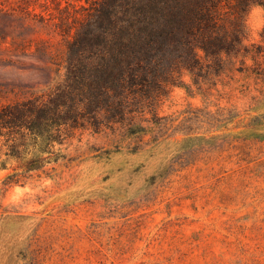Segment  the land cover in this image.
I'll return each instance as SVG.
<instances>
[{
    "label": "rangeland",
    "instance_id": "374dc122",
    "mask_svg": "<svg viewBox=\"0 0 264 264\" xmlns=\"http://www.w3.org/2000/svg\"><path fill=\"white\" fill-rule=\"evenodd\" d=\"M222 3L232 52L181 40L100 108L68 34L101 0H0V108L70 92L82 116L57 163L0 171V264H264V0Z\"/></svg>",
    "mask_w": 264,
    "mask_h": 264
},
{
    "label": "trees",
    "instance_id": "16d2710c",
    "mask_svg": "<svg viewBox=\"0 0 264 264\" xmlns=\"http://www.w3.org/2000/svg\"><path fill=\"white\" fill-rule=\"evenodd\" d=\"M222 7V0H101L94 6L96 16L88 15L83 30L68 34L73 48L96 60L93 65L72 68L71 93L95 99L100 108H106L110 95L137 84V73L147 58L169 52L181 40L199 37V48L211 56L232 52L240 36L234 34L232 43L222 36L217 17ZM90 21L95 33L88 28ZM69 96L35 98L0 108V171L11 170L7 175L11 182L60 160L57 146L64 140L65 128L78 125L82 117L68 109Z\"/></svg>",
    "mask_w": 264,
    "mask_h": 264
}]
</instances>
